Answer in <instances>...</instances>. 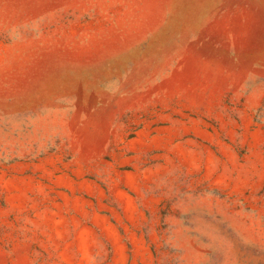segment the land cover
<instances>
[{
	"label": "rangeland",
	"instance_id": "obj_1",
	"mask_svg": "<svg viewBox=\"0 0 264 264\" xmlns=\"http://www.w3.org/2000/svg\"><path fill=\"white\" fill-rule=\"evenodd\" d=\"M0 264H264V0H0Z\"/></svg>",
	"mask_w": 264,
	"mask_h": 264
}]
</instances>
